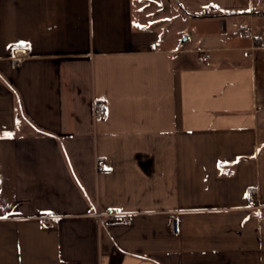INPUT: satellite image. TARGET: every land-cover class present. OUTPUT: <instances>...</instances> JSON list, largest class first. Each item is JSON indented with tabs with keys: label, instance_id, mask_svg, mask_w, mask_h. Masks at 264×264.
I'll use <instances>...</instances> for the list:
<instances>
[{
	"label": "crops",
	"instance_id": "crops-1",
	"mask_svg": "<svg viewBox=\"0 0 264 264\" xmlns=\"http://www.w3.org/2000/svg\"><path fill=\"white\" fill-rule=\"evenodd\" d=\"M166 2L0 0V264H264V0Z\"/></svg>",
	"mask_w": 264,
	"mask_h": 264
},
{
	"label": "built area",
	"instance_id": "built-area-1",
	"mask_svg": "<svg viewBox=\"0 0 264 264\" xmlns=\"http://www.w3.org/2000/svg\"><path fill=\"white\" fill-rule=\"evenodd\" d=\"M150 44H151V50L156 48L155 41H153ZM12 54L17 55V56H23V55H26L27 53H26V50L24 48L14 47V49H12ZM207 60H208V56L202 57L203 62H206ZM106 112H107V105L103 102H100V103L94 105L92 116L95 119H100L101 117H105ZM104 167H105V164H104L103 160L102 161L97 160L94 170L96 172H99V171H102V169ZM253 197L254 196L252 194L249 195V199H252Z\"/></svg>",
	"mask_w": 264,
	"mask_h": 264
},
{
	"label": "rangeland",
	"instance_id": "rangeland-1",
	"mask_svg": "<svg viewBox=\"0 0 264 264\" xmlns=\"http://www.w3.org/2000/svg\"><path fill=\"white\" fill-rule=\"evenodd\" d=\"M161 1H162L164 4L167 3V2H166L167 0H161Z\"/></svg>",
	"mask_w": 264,
	"mask_h": 264
}]
</instances>
